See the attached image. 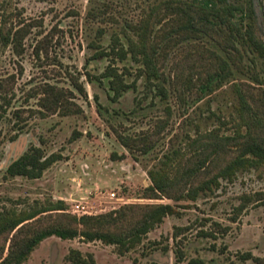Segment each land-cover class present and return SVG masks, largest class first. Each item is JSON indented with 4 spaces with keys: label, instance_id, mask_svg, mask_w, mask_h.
Returning a JSON list of instances; mask_svg holds the SVG:
<instances>
[{
    "label": "trees",
    "instance_id": "16d2710c",
    "mask_svg": "<svg viewBox=\"0 0 264 264\" xmlns=\"http://www.w3.org/2000/svg\"><path fill=\"white\" fill-rule=\"evenodd\" d=\"M108 8L110 5L105 3L103 8L92 9L89 14L103 22L124 20V23L120 31L113 32L108 46L100 42L106 33L104 28L91 41L94 53L90 59L107 58L109 64L99 75L86 66L84 74L89 82L97 80L105 84L109 97L117 102L144 79L147 94L153 93L162 101L176 94L185 121L196 126L193 133L186 134L182 146L163 153L148 172L151 184L144 187L143 198H166L171 202L127 203L106 213L82 216L68 213L64 199L37 201L22 209L3 208L0 264H25L41 242L52 236L101 241L119 247L120 253L125 254L141 244L167 217L182 216V209L197 202L201 194L219 189L222 180L232 182L239 172L264 166V40L259 33L255 0H149L137 19H120L108 13ZM31 30V24L11 26L7 30L1 27L0 35L5 46H11L16 55L22 56ZM48 44L46 35L35 50L37 57L41 58L42 53L48 55ZM180 49H185L183 64L177 63L169 70L168 64L175 60L174 55ZM237 72L251 78L256 85L233 82L236 101L231 110L218 112L208 103L207 118H214V123L211 128L201 129L191 115L192 109L201 110L196 105L210 98L217 88L234 81ZM65 74L70 86L43 81L28 90L27 101L37 98L38 108L30 109L33 116L65 117L84 112L76 101L77 94L88 98L81 80L83 73L66 69ZM130 77L132 81H128ZM13 92L14 88H6L0 80V122L11 107ZM99 106L104 107L102 103ZM165 111L167 116L158 119L152 131L139 135L124 133L113 126L117 140L130 152H150L156 143L153 139L164 132L173 116L170 104ZM22 112V109L13 112L17 132L12 140L28 126ZM115 113L119 115L118 110ZM204 114L202 111L199 116ZM61 158V154H48L42 145L33 144L7 167L6 173L11 177L41 178ZM242 199L236 208L239 213L250 203L264 205V194L260 192L243 195ZM236 219L237 216L233 221ZM214 224L218 230L203 229L200 235L217 238L219 230L224 233L228 230L220 223ZM183 230L176 227L173 240ZM163 250L167 253L170 247L167 245ZM174 252V264L186 260L183 249L177 247ZM68 258L72 264H96L92 255L85 257L78 249H72ZM241 258L264 264V256L251 252L241 254ZM189 264L206 262L194 257Z\"/></svg>",
    "mask_w": 264,
    "mask_h": 264
},
{
    "label": "rangeland",
    "instance_id": "374dc122",
    "mask_svg": "<svg viewBox=\"0 0 264 264\" xmlns=\"http://www.w3.org/2000/svg\"><path fill=\"white\" fill-rule=\"evenodd\" d=\"M148 2L0 0V28L7 30L11 26L32 25L22 56L16 55L11 46H5L0 35V80L6 88H14L15 93L6 118L0 122V210L22 209L37 201L64 199L68 204L67 212L73 214L72 198L80 194L89 195L90 192L89 201L95 214L109 212L127 203L171 202L166 198H143L142 192L151 184L148 172L158 158L173 147L182 146L186 134L196 129L195 124L185 121L180 99L173 94L168 101H162L153 93L147 94L145 80L141 79L136 88H130L119 101L114 102L105 84L97 80L89 82L84 74L86 66L99 75L109 64L107 58L90 59L94 53L90 43L97 38L99 29H106L100 42L108 46L113 32L120 31L124 23V20L120 23L103 22L89 12L108 3V13L120 19H137ZM255 7L259 33L264 40V0H255ZM46 35L48 55L42 53L39 58L35 50ZM184 50H177L175 60L168 64L169 70L183 62ZM66 69L83 73L81 80L88 98L77 94L76 101L83 106L84 112L65 117L33 116L30 109L38 108L37 98L27 101L28 90L43 81L70 86ZM235 78L217 88L210 98L199 102L196 107L200 106L201 110L195 112L192 109L191 115L201 129L211 128L214 123V118H207L208 103L218 112L231 110L236 101L233 82H252L256 85L251 78L239 72ZM132 80V77L128 78V81ZM208 99L211 101L208 102ZM99 103L104 107L101 108ZM168 104L174 109L173 116L164 132L153 139L156 143L150 152H130L117 140L113 126L132 135L152 131L156 121L167 116L165 107ZM16 109H22L28 126L12 140L17 132V126L12 121ZM115 110L119 111V115ZM202 111L205 114L199 116ZM33 144L42 145L48 154L59 153L62 158L45 170L41 178L8 176L7 167ZM77 182L82 183V192ZM112 191L116 192L114 198L108 194ZM258 192L264 194V166L241 171L232 182L222 180L219 189L201 194L197 202L182 209V216L167 217L143 238L141 244L125 254L120 253L119 247L101 241L87 242L83 238L63 240L52 236L41 242L25 264H72L68 258L72 249L82 251L85 257L92 255L96 264H174L177 247L186 252V260L179 264H189L194 257L203 258L206 264H255L253 260H243L241 254L251 252L264 256V205L250 203L240 213L236 208L242 203L243 195ZM236 216V221H233ZM214 223H220L228 230L225 233L219 230L217 238L200 235L203 229L218 230ZM176 227L184 230L173 240ZM167 245L170 251L166 253L163 249Z\"/></svg>",
    "mask_w": 264,
    "mask_h": 264
},
{
    "label": "built area",
    "instance_id": "2783aa9c",
    "mask_svg": "<svg viewBox=\"0 0 264 264\" xmlns=\"http://www.w3.org/2000/svg\"><path fill=\"white\" fill-rule=\"evenodd\" d=\"M77 187L82 192L83 186L81 182H77ZM91 194H92L91 192L89 193V195L80 194L78 197L72 198V201H71L72 211L71 212L77 216L95 214L94 206L89 201ZM108 194L110 195L111 198L116 197V192L114 191Z\"/></svg>",
    "mask_w": 264,
    "mask_h": 264
}]
</instances>
